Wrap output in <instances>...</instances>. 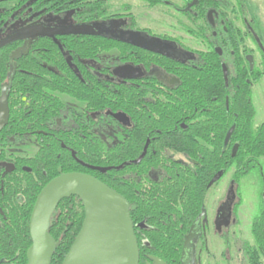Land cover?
Wrapping results in <instances>:
<instances>
[{
  "label": "flooded vegetation",
  "instance_id": "flooded-vegetation-1",
  "mask_svg": "<svg viewBox=\"0 0 264 264\" xmlns=\"http://www.w3.org/2000/svg\"><path fill=\"white\" fill-rule=\"evenodd\" d=\"M211 1L213 0H162L161 6L174 10L173 17L176 22L168 24L162 32L155 33L148 27L138 26L130 12H127L130 16L112 18L110 23L101 22L97 18L78 21L74 18L73 11L61 9V6L57 5L58 0L44 1L42 6L30 1L21 7L10 0H0V41L34 24L50 28L82 23L95 26V32L91 34L38 35L34 39H17L1 46L0 49H9L8 70L0 79V91L3 86L9 87L8 110L11 85L14 75L18 74L21 78L16 80L17 83L27 81L32 85L22 86L19 95L15 97L20 122L50 127L54 122L58 127L63 126L67 143L74 137L70 129L73 127V131L78 134L76 140L81 144L88 140L98 141L111 157L128 158L132 163L154 158L187 163L189 146L183 143L205 144L209 150L211 148L207 144L210 135L205 133L203 137V134L196 133L198 130L194 128L204 123L202 112L209 117L213 101L211 90L207 89L206 93L202 88L186 85L190 76L195 73L193 70L197 65L199 52L211 54L215 49L219 55L223 54L219 36L222 29L227 30L225 19L222 12L213 7ZM198 2L207 4L205 17L211 38L197 37L192 32L196 30ZM242 14L240 13L241 18L238 19L237 26L243 32L246 25ZM124 32H131L125 35V40L121 36ZM107 34H119L121 41L104 38V42L108 41L109 46L100 49L101 37ZM67 35L95 39L88 42H92V47L88 46L86 53H83L84 46L81 44L75 57L74 51L66 43ZM249 38L257 46L254 37L249 35ZM192 39H199L205 47L196 48L191 43ZM85 40L80 39V43H85ZM21 47H26V53L20 52L18 58L11 59V54ZM42 51L45 59L42 58ZM30 52L31 59H35L36 64L39 63L37 60H41L46 70H38L35 67L33 70L17 69V60ZM251 55L252 52L246 54V59ZM247 61L250 68H255L253 55L251 62L248 59ZM123 66L127 68L121 70L122 75H119L116 70ZM223 66L225 64H222ZM36 110L41 114H37ZM2 129L0 264H19L20 248L10 243L6 246L5 227L12 220L10 214H18L19 208L26 207L29 203L37 180L34 163L36 153L42 146L40 142L44 141L48 133L53 134L54 128H50L52 132L28 130L20 132L17 136L4 134ZM27 142L31 143L33 150L23 149ZM62 143V147L82 163L77 159L70 143ZM200 155L201 152L195 151L191 157ZM56 157H59V153ZM57 170L62 172L60 168ZM40 172L42 177L48 175L46 168H42ZM145 172L150 181L158 180L160 173L153 167ZM227 172L216 174L218 177L213 182L211 181L216 175L209 180L201 209L183 234L180 264H198L197 255L207 250L206 244L212 233L228 245L229 229L236 225L237 221L233 210L238 184H235L231 176L223 193L212 199L209 205L207 197L208 189L217 184ZM137 179L139 182L140 177ZM149 180L143 178L141 186H150ZM138 226L142 228L143 221H140ZM186 237L189 240L187 246H184ZM237 255L242 259L240 248H237ZM150 257L152 256L146 255L142 259L139 257L138 264L141 261V264L152 263Z\"/></svg>",
  "mask_w": 264,
  "mask_h": 264
},
{
  "label": "trees",
  "instance_id": "trees-1",
  "mask_svg": "<svg viewBox=\"0 0 264 264\" xmlns=\"http://www.w3.org/2000/svg\"><path fill=\"white\" fill-rule=\"evenodd\" d=\"M10 1L21 7L30 1L42 6L47 0ZM144 1L149 6L162 2V0ZM211 2L213 7L222 12L225 19L227 30L222 29L219 36L223 54L219 55L215 49L211 54L199 52V59L193 70L195 73L190 76V81L186 84L190 87L202 88L204 91L211 90L213 101L209 117L202 112L204 123L194 126L198 130L196 133L203 134V137L205 133L210 135V138H207V144L211 146L210 150L205 144L185 142L183 144L189 146L187 163L163 158L141 159L138 163H132L128 158L111 157L98 141L88 140L81 144L76 140L78 134L73 131V127L70 129L74 137H71L70 144L65 142L67 140L63 132L64 127H58L53 122L51 127L54 128V133H48L44 137V141L40 142L42 146L36 153L34 163L37 180L29 203L26 207H20L18 214L11 213L12 220L5 227L6 246L10 243L20 248L19 264H25V252L31 243L28 219L35 196L44 184L58 175L57 168L62 172L77 171L90 174L126 198L129 203L130 218L134 224L140 259L151 255L162 259L166 264H180L183 234L201 209L209 180L219 172L225 173L233 168L232 178L235 184H238L242 177L258 167L259 159L264 156V122L254 124L252 84L261 77L262 72L257 68H250L246 59V54L251 53V49L246 46V36L250 35L255 39L257 33L251 25L253 19L246 17L248 12L244 0ZM106 4V0H58L57 3L61 9L73 11V16L78 21L97 18L101 22L110 23L112 18L130 16L123 13H108ZM53 6L55 7L54 4ZM196 7L197 25L196 30L192 32L197 37L211 38L205 17L207 4L198 2ZM240 13H243L246 25L244 34L237 26L238 19L241 18ZM66 38V43L74 51L75 57L81 44L84 46L83 53H86L87 47H92V42H88L95 39L77 35H67ZM82 38L86 39L85 43H80ZM101 38L100 49L109 46L108 41L104 42V38L121 41L119 34L102 35ZM41 46L44 47V44ZM41 54L45 59L43 51ZM34 60L31 59L30 52L17 60L16 67L23 70H33L34 67L38 70H46L41 60H37L39 62L37 64ZM8 63L9 49L5 47L0 49V79L8 70ZM222 64L227 68L228 81L224 79ZM20 78L18 74L14 75L9 94V119L2 132L17 136L20 132L28 130H51L50 125L43 126L37 123L32 125L29 122H20L21 120L18 119L15 97L19 95L22 86H32L26 80L25 83H17L16 80ZM60 89L65 91L63 87ZM35 112L41 114L39 110ZM42 113L46 114L44 111ZM61 140L75 150L77 159L82 163L72 157L69 150L62 147ZM234 146L236 149L233 152ZM195 151L201 152V155L191 157ZM58 153L59 157H56ZM148 164L150 165L147 166ZM91 167L107 169L102 172ZM152 167L160 173L156 181H150L145 172ZM42 168L47 169L46 177L41 175ZM138 177H140L139 182ZM143 178L151 182L150 186H141ZM261 198L260 209L251 223L252 243L240 241L237 246L242 250L246 264H264V198ZM238 200L235 206L240 203ZM83 216V206L77 196L63 198L58 203L50 216L47 228L55 240V248L49 264H61L80 229ZM140 221H143L142 228L138 226Z\"/></svg>",
  "mask_w": 264,
  "mask_h": 264
},
{
  "label": "water",
  "instance_id": "water-1",
  "mask_svg": "<svg viewBox=\"0 0 264 264\" xmlns=\"http://www.w3.org/2000/svg\"><path fill=\"white\" fill-rule=\"evenodd\" d=\"M94 32L95 26L86 23L61 28L34 24L0 41V47L17 39H34L38 35ZM126 34L131 32L122 33V39L125 40ZM255 39L261 46L258 36H255ZM20 52L26 53V47L16 49L10 58H18ZM247 59L251 62L250 56ZM125 68L127 67L123 66L116 72L122 75L121 70ZM223 74L227 81L225 66H223ZM8 90L9 87L6 85L0 91V130L8 121ZM235 149L234 146L233 152ZM96 169L103 172L107 168L97 167ZM217 177L216 175L211 182ZM72 195L80 199L84 216L80 229L61 264H138L139 249L128 201L99 179L81 172H60L38 192L29 215L28 230L31 243L26 250V264L50 263L55 248V240L47 230L50 216L63 198ZM188 240L186 237L184 246H187ZM150 259L152 263L146 264H166L155 256Z\"/></svg>",
  "mask_w": 264,
  "mask_h": 264
},
{
  "label": "rangeland",
  "instance_id": "rangeland-1",
  "mask_svg": "<svg viewBox=\"0 0 264 264\" xmlns=\"http://www.w3.org/2000/svg\"><path fill=\"white\" fill-rule=\"evenodd\" d=\"M106 11L108 13H132L138 26L148 27L155 33L162 32L168 24H174V10L157 4L149 6L144 0H106ZM247 7V19H253L252 26L257 33L261 46L246 36V46L251 49L255 68L262 72L261 77L252 85V102L255 108L254 124L264 122V0H244ZM191 43L196 48H204L199 39H192ZM261 51L263 53H261ZM251 55V57H252ZM33 150L31 143L27 142L23 149ZM257 168L241 178L236 188L234 201L240 199L239 205L234 207L237 218L236 225L229 229L228 245L224 241L210 234L207 250L197 255L198 264H246L245 259L237 255V246L240 241L252 243L250 232L251 221L260 209L261 197L264 198V156L258 161ZM233 168L218 181L217 184L208 189V205L212 199H216L223 193L228 180L232 176ZM238 196V197H236ZM218 200V199H217ZM264 200V199H263Z\"/></svg>",
  "mask_w": 264,
  "mask_h": 264
}]
</instances>
